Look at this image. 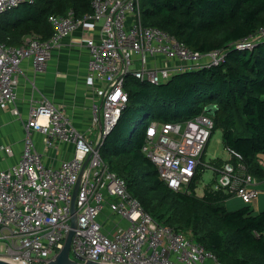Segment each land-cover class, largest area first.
Returning a JSON list of instances; mask_svg holds the SVG:
<instances>
[{
  "label": "built area",
  "instance_id": "obj_1",
  "mask_svg": "<svg viewBox=\"0 0 264 264\" xmlns=\"http://www.w3.org/2000/svg\"><path fill=\"white\" fill-rule=\"evenodd\" d=\"M25 1L31 0H0V15ZM89 19L102 24L99 40L90 37L87 41L88 71L104 84L101 100L92 105L91 127L80 131L63 108L46 98L32 99L23 123L26 135L21 157L11 168L0 169V259L13 264H48L63 248L75 215L70 250L74 260L219 264L211 251L184 231L166 226L148 213L129 192L126 180L110 168L101 147L128 101V75L164 83L177 72L220 62L223 50L194 52L167 31L144 25L141 0H93V12L83 18L71 12L51 15L49 39L31 34L19 46L0 40V105L17 100L25 59H32L36 71L44 70L52 47ZM238 46L253 44L244 40ZM201 57L207 58L205 63L200 62ZM214 127L213 118L206 113L181 122L152 121L142 150L171 189L190 193L189 183L202 164ZM38 134L47 151L72 143L73 157L57 165L47 164L37 148ZM2 149L13 154L9 146ZM227 151L230 158L215 169L213 188L251 205L260 194L259 180L248 171L238 150Z\"/></svg>",
  "mask_w": 264,
  "mask_h": 264
},
{
  "label": "trees",
  "instance_id": "obj_2",
  "mask_svg": "<svg viewBox=\"0 0 264 264\" xmlns=\"http://www.w3.org/2000/svg\"><path fill=\"white\" fill-rule=\"evenodd\" d=\"M80 19L93 12V0H31L0 15V40L19 46L34 34L49 39L51 15L69 13ZM144 25L170 33L191 51L223 50L218 63L205 64L151 83L130 74L128 101L101 153L110 168L126 180L129 192L158 222L183 230L211 251L219 264H264V210L250 204L231 209L223 189L197 188L199 165L190 193L175 191L160 179L156 165L143 152L152 121L181 122L213 106L215 129L226 148L238 150L258 180L264 178V0H141ZM251 40L253 47H239ZM213 133V132H212ZM233 208V207H232Z\"/></svg>",
  "mask_w": 264,
  "mask_h": 264
},
{
  "label": "crops",
  "instance_id": "obj_3",
  "mask_svg": "<svg viewBox=\"0 0 264 264\" xmlns=\"http://www.w3.org/2000/svg\"><path fill=\"white\" fill-rule=\"evenodd\" d=\"M101 22L86 20L70 34L62 37L59 44L51 49L48 65L44 70L36 71L31 58L21 63L18 78V98L15 102L0 105V169L14 166L21 157L28 110L32 99H49L63 108L73 120L74 125L83 132L91 127L92 105L101 100L104 84L90 76L88 71V39L100 38ZM205 63L206 60L200 61ZM37 135V148L42 153L44 162L57 165L63 159L74 155L72 143H62L52 150H46L43 137ZM2 146H9L13 154H8ZM227 160V159H226ZM259 163L264 167V154L259 155ZM260 194L251 204L255 212L264 210V178L258 182ZM230 207L244 205L238 197L226 201Z\"/></svg>",
  "mask_w": 264,
  "mask_h": 264
},
{
  "label": "rangeland",
  "instance_id": "obj_4",
  "mask_svg": "<svg viewBox=\"0 0 264 264\" xmlns=\"http://www.w3.org/2000/svg\"><path fill=\"white\" fill-rule=\"evenodd\" d=\"M205 59L207 58L201 57L199 60L203 61ZM38 140H41V135ZM229 158H230L229 153L223 141L222 130L221 129L213 130L210 141L207 145V148L201 160L202 161L201 165L203 167V175L201 181L199 182V186L197 188L198 195H202L205 186L214 181L215 169L219 167L226 159ZM227 207L230 206L227 205ZM230 208L234 209L232 207ZM72 257H74L73 254Z\"/></svg>",
  "mask_w": 264,
  "mask_h": 264
},
{
  "label": "water",
  "instance_id": "obj_5",
  "mask_svg": "<svg viewBox=\"0 0 264 264\" xmlns=\"http://www.w3.org/2000/svg\"><path fill=\"white\" fill-rule=\"evenodd\" d=\"M167 83V81H166ZM206 112L208 114L214 115V109L213 106L207 107ZM79 186V181L77 182L76 189ZM75 198H73L72 201V211L73 213L75 212ZM72 228L69 230L68 236L65 240V244L59 254L48 264H103V263H98L94 261H77L74 260L73 258L70 257V250H71V243H72V237L74 235V227L76 226V217L75 215L72 217V222H71ZM0 264H13L11 262H8L6 260L0 259Z\"/></svg>",
  "mask_w": 264,
  "mask_h": 264
}]
</instances>
